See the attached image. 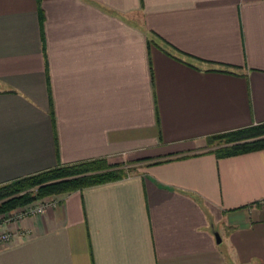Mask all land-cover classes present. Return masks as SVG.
Masks as SVG:
<instances>
[{"label":"crops","instance_id":"1","mask_svg":"<svg viewBox=\"0 0 264 264\" xmlns=\"http://www.w3.org/2000/svg\"><path fill=\"white\" fill-rule=\"evenodd\" d=\"M262 123L264 0H0V186L130 169L1 214L0 264H264V150L207 145Z\"/></svg>","mask_w":264,"mask_h":264},{"label":"trees","instance_id":"2","mask_svg":"<svg viewBox=\"0 0 264 264\" xmlns=\"http://www.w3.org/2000/svg\"><path fill=\"white\" fill-rule=\"evenodd\" d=\"M207 145L216 158L264 150V123L212 136ZM168 160V159H167ZM161 161H154L160 163ZM130 169L121 163L96 159L58 166L0 186V215L45 197L80 191L125 178Z\"/></svg>","mask_w":264,"mask_h":264},{"label":"built area","instance_id":"3","mask_svg":"<svg viewBox=\"0 0 264 264\" xmlns=\"http://www.w3.org/2000/svg\"><path fill=\"white\" fill-rule=\"evenodd\" d=\"M56 201L55 197H45L12 210L9 213L4 214L1 219L12 222L16 225L24 217H34L43 214L47 209L54 207ZM20 235L23 236L24 234L18 230L15 232L0 231V248L7 246L15 240V237Z\"/></svg>","mask_w":264,"mask_h":264},{"label":"water","instance_id":"4","mask_svg":"<svg viewBox=\"0 0 264 264\" xmlns=\"http://www.w3.org/2000/svg\"><path fill=\"white\" fill-rule=\"evenodd\" d=\"M213 237H214L216 243H219V236L217 235V233H214Z\"/></svg>","mask_w":264,"mask_h":264},{"label":"rangeland","instance_id":"5","mask_svg":"<svg viewBox=\"0 0 264 264\" xmlns=\"http://www.w3.org/2000/svg\"><path fill=\"white\" fill-rule=\"evenodd\" d=\"M21 207H23V206H21ZM17 208H20V207H17ZM14 210V209H13ZM12 211V210H11ZM9 213V212H8ZM5 214H7V213H5ZM2 215H4V214H2Z\"/></svg>","mask_w":264,"mask_h":264}]
</instances>
